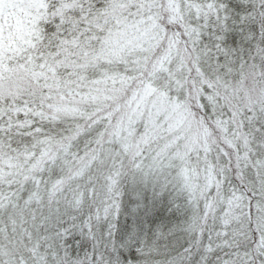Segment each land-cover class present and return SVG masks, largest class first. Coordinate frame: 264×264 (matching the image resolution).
<instances>
[{"label":"snow or ice","instance_id":"6c2138e0","mask_svg":"<svg viewBox=\"0 0 264 264\" xmlns=\"http://www.w3.org/2000/svg\"><path fill=\"white\" fill-rule=\"evenodd\" d=\"M0 264H264V0H0Z\"/></svg>","mask_w":264,"mask_h":264}]
</instances>
